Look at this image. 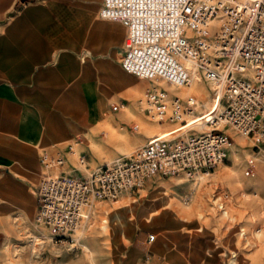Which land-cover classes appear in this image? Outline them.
Listing matches in <instances>:
<instances>
[{
  "label": "built area",
  "instance_id": "1",
  "mask_svg": "<svg viewBox=\"0 0 264 264\" xmlns=\"http://www.w3.org/2000/svg\"><path fill=\"white\" fill-rule=\"evenodd\" d=\"M100 16L126 28L120 62L150 81L140 101L148 120L179 126L96 167L70 144L80 175L60 171L67 161L62 152L44 151L34 222L56 244L78 242L98 222L101 204L141 190L150 178L183 175L197 187L236 153L225 127L264 145V0H103ZM194 83L206 84L210 98L182 92ZM189 116L199 120L189 125ZM246 163L254 176V158ZM193 197L186 195L184 204ZM230 201L228 190L211 196L225 216ZM240 233L247 238L244 228Z\"/></svg>",
  "mask_w": 264,
  "mask_h": 264
},
{
  "label": "crops",
  "instance_id": "2",
  "mask_svg": "<svg viewBox=\"0 0 264 264\" xmlns=\"http://www.w3.org/2000/svg\"><path fill=\"white\" fill-rule=\"evenodd\" d=\"M102 5L103 0H0V186L14 193L7 184L26 185L35 195L34 219L38 211L36 190L40 181L36 179L39 175L36 164L38 162L43 169L41 154L44 151L50 154L62 152L67 161L60 171L80 175L78 163H74L75 155L69 153V145L74 142L56 144L50 140L48 113L59 111L62 117L64 102L71 101L77 104L79 116L82 106H95L105 101V118L90 130L96 142L95 137L100 135L97 126L107 119L112 105L121 106L114 110L115 120L119 123L127 121L124 109H134V103L130 101L150 86L148 79L123 68L120 61L127 31L120 22L100 16ZM142 117L150 126L155 124L144 112ZM135 132L139 136L134 144H139L141 138L147 142L154 135L139 126ZM79 140L82 138L78 137ZM80 145L77 153L84 155L91 167L135 150L99 159ZM172 177L150 178L141 190L129 193L140 198L145 191L148 192L146 195H151L161 183L165 185V202L159 197L154 198L155 205L165 212L159 221L171 223L164 230L165 235L159 239L146 221L138 223L131 240L117 237L115 248L120 251L108 254L103 264H206L205 257L195 260L198 255L193 230L197 224L181 218L173 206L176 200L184 204L187 191H179L181 199L170 195L167 187L172 183ZM145 202L141 200V204ZM116 219L119 221V216ZM120 231L126 233L125 228ZM150 234L155 235L153 241H149ZM204 237L205 251L211 248L212 259L223 261L214 241ZM207 258L212 264H218Z\"/></svg>",
  "mask_w": 264,
  "mask_h": 264
},
{
  "label": "rangeland",
  "instance_id": "3",
  "mask_svg": "<svg viewBox=\"0 0 264 264\" xmlns=\"http://www.w3.org/2000/svg\"><path fill=\"white\" fill-rule=\"evenodd\" d=\"M204 85L195 84L193 90L188 87H182L181 90L184 94L200 91L203 94L200 96L208 99L210 92L207 85ZM143 98L144 92L141 91L130 101L134 103V109H127L125 106L127 121L120 123L113 114L121 106L113 104L107 119L97 126L100 135L95 137L96 142L92 139L90 130L105 118L106 102L95 106H82L80 115L77 116V104L65 101L61 109L62 117L59 111L49 112L47 115L48 136L56 144L74 142L76 153L81 143L83 149L99 159L131 152L146 144L144 138L140 139L139 144H134L139 136L134 130L135 125L148 134H161L177 127L158 124L150 126L142 117L140 101ZM224 130L233 135L237 144L236 153L230 160L216 167L195 188L192 181L180 175L171 178L173 181L167 190L170 195L173 194L179 199L182 197L179 195L182 189L187 191L184 196L193 193L194 197L189 205L176 200L173 206L181 218H187L188 223L197 224L193 230V235H196L194 246L198 255V258L195 257L196 261L204 257L206 264H212L207 257L211 261H217L214 256L212 259L211 248L205 251L206 236L214 241L212 242L223 260L217 261L218 264H264V145L256 146L253 140L236 134L228 127ZM78 137L82 138L80 142L77 141ZM248 158L255 160V175L252 177L246 174ZM76 159L77 155L74 163H77ZM36 165L39 171L36 179L39 180L43 176V169L38 162ZM163 179L165 178L161 180ZM180 179L183 181L180 182ZM7 185L14 193L0 186V264H103L108 254L120 251L115 248L117 237L124 241L131 240L138 223L146 221L159 239L162 234L165 235L164 230L171 224L168 221H159L165 212L154 203L155 197L163 202L166 200V187L161 183L151 195H146L147 191L140 198L135 193L127 194L117 203L101 204L98 222L78 242L56 244L50 240L49 231L34 222L35 195L24 184ZM223 190H228L231 195L227 216L213 208L211 202L212 194ZM141 200L146 202L141 204ZM104 212H108L107 223L102 222L106 218ZM116 216H119V221ZM259 226L263 227L257 233ZM122 228L126 229L125 234L121 233ZM241 228L248 235L246 239L240 233ZM233 254L236 257L233 258Z\"/></svg>",
  "mask_w": 264,
  "mask_h": 264
},
{
  "label": "bare ground",
  "instance_id": "4",
  "mask_svg": "<svg viewBox=\"0 0 264 264\" xmlns=\"http://www.w3.org/2000/svg\"><path fill=\"white\" fill-rule=\"evenodd\" d=\"M130 73V72H129ZM195 84H198V85H203V86H205L203 83H194L191 87H189L190 88V90H193L192 89V87L195 85ZM173 88V87H172ZM193 93H196V94H199V95H203L200 91H194ZM209 94V93H208ZM188 122H189V125L190 124H192V123H194L195 121H197V120H199V118H197V116H189L188 118ZM176 126H179V125H176ZM204 178V177H203ZM51 240V239H50ZM92 250V249H91ZM92 252V251H91ZM89 256H90V254H89ZM92 256V255H91ZM92 258V257H91ZM90 258V259H91Z\"/></svg>",
  "mask_w": 264,
  "mask_h": 264
}]
</instances>
